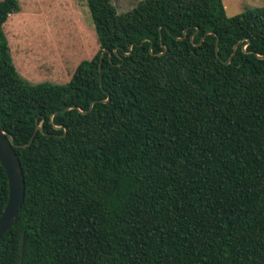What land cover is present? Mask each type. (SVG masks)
I'll use <instances>...</instances> for the list:
<instances>
[{
    "label": "trees",
    "instance_id": "16d2710c",
    "mask_svg": "<svg viewBox=\"0 0 264 264\" xmlns=\"http://www.w3.org/2000/svg\"><path fill=\"white\" fill-rule=\"evenodd\" d=\"M85 6L96 53L29 84L2 32L17 1L0 0V129L32 137L0 264H264V7ZM6 199L0 164V214Z\"/></svg>",
    "mask_w": 264,
    "mask_h": 264
},
{
    "label": "rangeland",
    "instance_id": "374dc122",
    "mask_svg": "<svg viewBox=\"0 0 264 264\" xmlns=\"http://www.w3.org/2000/svg\"><path fill=\"white\" fill-rule=\"evenodd\" d=\"M2 25L11 62L29 84L66 83L75 66L98 50L85 0H16ZM142 0H110L124 13ZM226 17L264 7V0H221Z\"/></svg>",
    "mask_w": 264,
    "mask_h": 264
},
{
    "label": "water",
    "instance_id": "95a60500",
    "mask_svg": "<svg viewBox=\"0 0 264 264\" xmlns=\"http://www.w3.org/2000/svg\"><path fill=\"white\" fill-rule=\"evenodd\" d=\"M216 48L217 41H215V54ZM104 52L105 50L101 51L100 57H102ZM107 54L108 57H110V54ZM90 106L91 104L89 105L88 110L90 109ZM38 130L39 126L35 125L34 131ZM31 139L32 137L24 145L15 146L13 145L9 134L6 131L0 129V164L4 170L7 180V199L0 214V237L6 232H8V230L14 224L20 211V206L24 194V181L22 170L18 158L14 152V148H26L30 144Z\"/></svg>",
    "mask_w": 264,
    "mask_h": 264
}]
</instances>
